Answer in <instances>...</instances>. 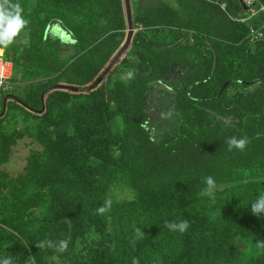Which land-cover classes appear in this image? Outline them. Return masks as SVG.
I'll use <instances>...</instances> for the list:
<instances>
[{
  "label": "trees",
  "instance_id": "16d2710c",
  "mask_svg": "<svg viewBox=\"0 0 264 264\" xmlns=\"http://www.w3.org/2000/svg\"><path fill=\"white\" fill-rule=\"evenodd\" d=\"M135 1L13 0L28 24L0 48L13 65L0 107V259L264 264V217L250 211L264 193V39L248 44L227 15L242 13L237 0H224L227 13ZM233 136L250 142L230 151ZM24 139L32 148L8 177ZM183 220V232L165 227ZM64 239V252L37 247Z\"/></svg>",
  "mask_w": 264,
  "mask_h": 264
},
{
  "label": "clouds",
  "instance_id": "9594fccd",
  "mask_svg": "<svg viewBox=\"0 0 264 264\" xmlns=\"http://www.w3.org/2000/svg\"><path fill=\"white\" fill-rule=\"evenodd\" d=\"M28 21L23 17V8L19 3L13 2V0H0V48H7L12 45L16 38L21 34L22 30L26 28ZM24 43H28L27 33L24 34ZM3 50V49H2ZM249 138L235 136L229 137L226 141L229 150L233 148L243 151L249 143ZM206 188L204 193L213 196L216 188L215 180L212 176H207L204 179ZM110 209V202L105 201V204L97 209L98 214H103ZM250 211L253 216L264 217V193L258 195L252 202ZM189 226L187 220L166 222L165 227L171 231H185ZM136 234L142 236L143 233L140 229H136ZM69 241L67 239L60 240L58 243H54L50 240L41 241L37 247L54 248L58 252H64L68 249ZM0 264H13V258L7 256L0 259ZM29 264H33V261H29ZM133 264H138V261L133 259Z\"/></svg>",
  "mask_w": 264,
  "mask_h": 264
},
{
  "label": "built area",
  "instance_id": "2783aa9c",
  "mask_svg": "<svg viewBox=\"0 0 264 264\" xmlns=\"http://www.w3.org/2000/svg\"><path fill=\"white\" fill-rule=\"evenodd\" d=\"M208 3L217 5L227 13V3L224 0H204ZM240 15H227L236 23L246 24L247 34L245 40L253 45L264 39V0H241ZM244 7V8H243ZM4 52L0 50V105L3 93L11 89V78L13 75V65L4 59Z\"/></svg>",
  "mask_w": 264,
  "mask_h": 264
},
{
  "label": "rangeland",
  "instance_id": "374dc122",
  "mask_svg": "<svg viewBox=\"0 0 264 264\" xmlns=\"http://www.w3.org/2000/svg\"><path fill=\"white\" fill-rule=\"evenodd\" d=\"M140 1L142 2V0H140ZM134 2H136V1L134 0ZM168 2L172 3V1H170V0H168ZM137 3H138V1H137ZM134 4H136V3H134ZM131 9H132V6H131ZM181 71L182 70H179V69L174 71L170 75L169 81L176 82L178 80L179 75H181V73H180ZM166 81L168 82V76H166ZM158 89H159V91H162L163 87L162 86L158 87ZM161 99H162V97L160 95L158 98L159 104H157L159 106V108H153V110L151 111V113L154 117V120H158L159 122H161L159 119L160 116H163L165 114L164 110L161 108V107H163V102H161L162 101ZM165 122H168V119H166ZM30 148H32V144H30L28 140L24 139V140L19 142L15 152H12L14 154H13L12 158L10 159L9 163L3 166V167H6V168H4V171L8 175V177H12V176L15 177L16 175L21 173V171L23 169L22 166H23L24 158L27 155V153L30 152L29 151V150H31Z\"/></svg>",
  "mask_w": 264,
  "mask_h": 264
},
{
  "label": "water",
  "instance_id": "95a60500",
  "mask_svg": "<svg viewBox=\"0 0 264 264\" xmlns=\"http://www.w3.org/2000/svg\"><path fill=\"white\" fill-rule=\"evenodd\" d=\"M238 2H239V4L241 5V0H237ZM244 8V7H243ZM184 41V39H181V40H179V41H177L176 43H173V45H171V46H168V47H166V48H171L172 46H176V45H178V43H181V42H183ZM162 49H164L165 47H161Z\"/></svg>",
  "mask_w": 264,
  "mask_h": 264
},
{
  "label": "crops",
  "instance_id": "0c3cea01",
  "mask_svg": "<svg viewBox=\"0 0 264 264\" xmlns=\"http://www.w3.org/2000/svg\"><path fill=\"white\" fill-rule=\"evenodd\" d=\"M0 50H2V49H0ZM5 94H7V92L3 93L2 98H3V96H4ZM2 98H1V99H2ZM0 107H1V105H0ZM0 109H1V108H0Z\"/></svg>",
  "mask_w": 264,
  "mask_h": 264
}]
</instances>
